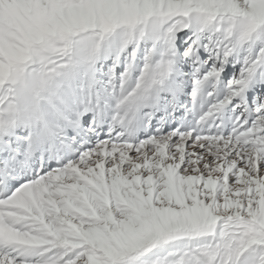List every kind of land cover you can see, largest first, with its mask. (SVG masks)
Instances as JSON below:
<instances>
[{"label":"snow or ice","instance_id":"6c2138e0","mask_svg":"<svg viewBox=\"0 0 264 264\" xmlns=\"http://www.w3.org/2000/svg\"><path fill=\"white\" fill-rule=\"evenodd\" d=\"M0 264H264V0H0Z\"/></svg>","mask_w":264,"mask_h":264}]
</instances>
